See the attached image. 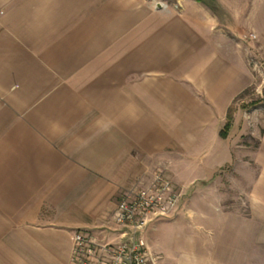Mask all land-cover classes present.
Returning a JSON list of instances; mask_svg holds the SVG:
<instances>
[{
	"label": "crops",
	"instance_id": "0c3cea01",
	"mask_svg": "<svg viewBox=\"0 0 264 264\" xmlns=\"http://www.w3.org/2000/svg\"><path fill=\"white\" fill-rule=\"evenodd\" d=\"M162 1L0 0V264L118 243L158 173L180 196L145 235L158 264H264V114L232 109L264 0Z\"/></svg>",
	"mask_w": 264,
	"mask_h": 264
},
{
	"label": "built area",
	"instance_id": "2783aa9c",
	"mask_svg": "<svg viewBox=\"0 0 264 264\" xmlns=\"http://www.w3.org/2000/svg\"><path fill=\"white\" fill-rule=\"evenodd\" d=\"M254 38V37H252ZM172 183L158 173L153 184L134 197H123L113 215L120 229L118 243H105L87 231L73 236L72 264H158L148 248L145 235L160 219H168L179 194L170 192Z\"/></svg>",
	"mask_w": 264,
	"mask_h": 264
},
{
	"label": "rangeland",
	"instance_id": "374dc122",
	"mask_svg": "<svg viewBox=\"0 0 264 264\" xmlns=\"http://www.w3.org/2000/svg\"><path fill=\"white\" fill-rule=\"evenodd\" d=\"M159 3H162V0H156ZM252 67L255 68L256 73V85L246 91L234 104L233 110L236 107H241L247 111L258 110L261 115L264 114V61H258L256 63H251ZM251 120V130L254 129V120ZM244 144L248 146L255 145L254 141H250L249 137L244 139Z\"/></svg>",
	"mask_w": 264,
	"mask_h": 264
},
{
	"label": "trees",
	"instance_id": "16d2710c",
	"mask_svg": "<svg viewBox=\"0 0 264 264\" xmlns=\"http://www.w3.org/2000/svg\"><path fill=\"white\" fill-rule=\"evenodd\" d=\"M231 114H232V110H230V114L228 116V123L226 124L224 131L222 132V136H224V137H226L227 132L230 129V124H231V119H232Z\"/></svg>",
	"mask_w": 264,
	"mask_h": 264
}]
</instances>
